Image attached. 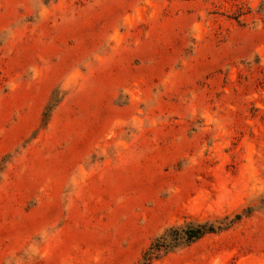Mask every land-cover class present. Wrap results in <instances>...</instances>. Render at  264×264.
<instances>
[{"label":"rangeland","instance_id":"obj_1","mask_svg":"<svg viewBox=\"0 0 264 264\" xmlns=\"http://www.w3.org/2000/svg\"><path fill=\"white\" fill-rule=\"evenodd\" d=\"M264 264V0H0V264Z\"/></svg>","mask_w":264,"mask_h":264},{"label":"trees","instance_id":"obj_2","mask_svg":"<svg viewBox=\"0 0 264 264\" xmlns=\"http://www.w3.org/2000/svg\"><path fill=\"white\" fill-rule=\"evenodd\" d=\"M238 219H240L239 215L235 216L231 222H225L223 225L221 223L219 226L209 222H189L183 226L170 227L150 243L136 264H152L180 246L189 245L207 234L228 228Z\"/></svg>","mask_w":264,"mask_h":264}]
</instances>
